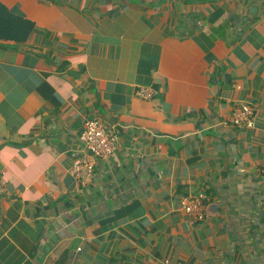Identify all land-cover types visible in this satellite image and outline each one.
<instances>
[{"label":"crops","instance_id":"1","mask_svg":"<svg viewBox=\"0 0 264 264\" xmlns=\"http://www.w3.org/2000/svg\"><path fill=\"white\" fill-rule=\"evenodd\" d=\"M0 180V264H264V0H0Z\"/></svg>","mask_w":264,"mask_h":264},{"label":"built area","instance_id":"2","mask_svg":"<svg viewBox=\"0 0 264 264\" xmlns=\"http://www.w3.org/2000/svg\"><path fill=\"white\" fill-rule=\"evenodd\" d=\"M137 95L147 101L154 98V91L149 88H139ZM253 109L249 106H242L235 110L230 118L232 124L237 126L251 125ZM117 135L112 128L105 127L98 120H89L81 134V149L73 151L71 158L73 161L71 172L77 178H85L91 175L94 170V163L97 159H109L113 156L117 148ZM4 181L0 180V189H3ZM201 203L191 201L184 204V210L193 214L199 219L203 218L200 211Z\"/></svg>","mask_w":264,"mask_h":264}]
</instances>
